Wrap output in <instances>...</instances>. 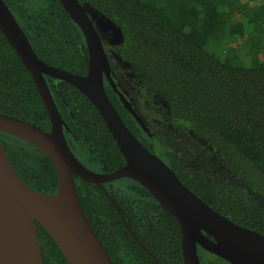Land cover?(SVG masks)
Segmentation results:
<instances>
[{"label":"trees","instance_id":"1","mask_svg":"<svg viewBox=\"0 0 264 264\" xmlns=\"http://www.w3.org/2000/svg\"><path fill=\"white\" fill-rule=\"evenodd\" d=\"M5 1L41 59L75 73H88L85 36L60 0ZM79 1L91 17L89 9L120 30L121 39L114 45L116 57L128 66L136 82L167 103L169 121L209 144L237 180L210 181L203 173H187L177 156L169 153L171 168L181 181L235 223L264 234V0ZM30 3L37 6L32 9ZM46 78L63 116L67 139L68 135L73 138V145L68 142L75 154L82 155L81 142L93 166L104 167L101 171L125 165L124 155L91 99L69 82ZM106 91L138 136L130 110L113 89L106 87ZM0 112L51 129L31 73L1 30ZM0 137L29 186L57 192L55 165L43 151L3 132ZM76 183L85 212L115 264H158L100 186L78 176ZM109 191L160 264H181L182 231L177 219L135 180L127 178L118 190ZM37 227L44 264H70L48 231L39 223ZM199 255L202 264H231L200 246Z\"/></svg>","mask_w":264,"mask_h":264},{"label":"water","instance_id":"2","mask_svg":"<svg viewBox=\"0 0 264 264\" xmlns=\"http://www.w3.org/2000/svg\"><path fill=\"white\" fill-rule=\"evenodd\" d=\"M60 2L85 36L89 51L86 75L41 59L9 5L0 0V30L31 73L51 120L48 131L0 112V132L25 140L43 151L53 161L58 177L56 193L29 186L0 137V264H44L38 223L52 236L70 264H115L85 212L76 176L105 191L121 212L129 231L158 264L156 254L142 243L129 225L107 183L122 178L137 181L177 219L182 231L181 264H202L199 246L231 264H264V234L239 225L212 208L127 126L107 94L105 77L123 104L141 118L112 77L109 56L88 9L79 0ZM47 76L71 83L91 99L124 155L125 165L103 173L79 159L68 142L65 122Z\"/></svg>","mask_w":264,"mask_h":264},{"label":"rangeland","instance_id":"3","mask_svg":"<svg viewBox=\"0 0 264 264\" xmlns=\"http://www.w3.org/2000/svg\"><path fill=\"white\" fill-rule=\"evenodd\" d=\"M32 9L37 6V3L29 5ZM90 13L93 17V19L96 22V28L102 35V39L104 40V43L112 48L121 38V34L119 29L110 21L105 19L99 12L89 9ZM114 53V52H112ZM114 57L115 53L113 54ZM115 80L118 83L119 90L124 93V95L130 100L134 108L137 110V112L146 120L148 121L151 126L157 125V117L159 119H162L161 111L159 110V106H156L155 109H151L149 106H152L151 101L154 100L155 96L152 92H150L147 89H144L143 87H139L142 90H139V88L135 85V83L132 81V88L134 89V93H130L128 86L122 81L120 77H118L115 73ZM161 104L166 105L167 103L163 100L161 101ZM164 102V103H163ZM166 107H164L165 110ZM166 131L172 132L176 134V130L170 128L169 126H166ZM180 132V131H179ZM191 132V131H190ZM184 133V134H181ZM178 133L183 135L182 138H180V141L178 144H174V146H178L180 148H177V150L182 154L183 158L185 159L186 163H188V168L190 169H203L204 172H206L209 177L214 180L216 178H223L227 181H234V177L232 174L225 171L221 165H220V159L219 156L215 151L208 148L209 144H207L205 141L199 138H188L186 135L193 136L194 134H188L187 132H181ZM185 142V143H184ZM187 142V143H186ZM206 143V144H205ZM79 148L83 151L82 155L77 152V155L80 157L82 162L87 164L88 166L92 168H96L98 171L103 170L104 167H98L93 166V164L89 161L90 152L88 148L83 145L81 142L78 143ZM207 146V147H205ZM164 149V148H163ZM193 153V156L190 155V153ZM157 154L166 162H168L167 157L164 156V153L160 150H157ZM198 157H201L202 159L205 157H208L207 161L204 162L202 160H198ZM208 177V178H209ZM127 180V178H122L119 180H116L112 182L113 189L118 190L120 186H122V182ZM210 180V179H209ZM211 180V181H212ZM109 189L112 190L111 185H108Z\"/></svg>","mask_w":264,"mask_h":264},{"label":"flooded vegetation","instance_id":"4","mask_svg":"<svg viewBox=\"0 0 264 264\" xmlns=\"http://www.w3.org/2000/svg\"><path fill=\"white\" fill-rule=\"evenodd\" d=\"M95 25H96V22L95 20L93 19ZM101 34V33H100ZM102 37V35H101ZM103 41V44H104V47H105V50L109 56V59H110V66H111V74H112V77L113 79L115 78V75L114 73L120 77L122 79V81L126 84V86H128L129 88V91L130 93H134V89L132 88V81L135 83V85L139 88V87H142L138 82H136V80L134 79V76L132 74V72L130 71V69L128 68V66L126 64H124L123 62H121L117 57H114L113 54L115 53L114 52V46L112 48H110L109 46H107L105 43H104V40L102 39ZM114 52V53H112ZM116 56V55H115ZM114 81L116 82V80L114 79ZM117 86H118V83L116 82ZM105 85L107 87V89H113L116 93V89L113 87V85L109 82L108 78L105 77ZM119 89V87H118ZM145 89V88H144ZM139 90H142L139 88ZM118 95V93H117ZM155 98L153 101H151L152 103V106H149L151 109H155L156 106H159V110L161 111L160 113L162 114V119H159L157 117L156 121H157V125H152L146 121L136 110V112L139 114L140 118L141 119H138L135 114L131 111V109L126 106L125 104H122L124 106H126L128 108V110H130V112L132 113V115L134 116L135 120H136V123H137V128L139 130V135L137 136L141 141L144 140V142L146 143V145L142 143L149 149H152L151 152L157 154V150H160L164 153V156L167 157V160L168 162H165L171 167L172 166V162H171V159H170V156H169V153H172L174 155L177 156V158L182 162V167L183 169L187 172V173H193V172H200V173H203L207 178L209 177V175L204 172L203 169H190L188 168V163H186L185 159L183 158L182 154L177 150V148H180L178 146H174V144H178L179 141H180V138L181 135L178 134V133H181V132H187L188 134L190 133L191 135L193 134L192 132H190L189 130H185V129H180L178 127H175L170 121L169 119L167 118L166 116V108H168V105H162L160 100L163 101V99L157 97L156 95H154ZM119 97V95H118ZM120 99V98H119ZM129 100V99H128ZM164 103V102H163ZM134 107V106H133ZM164 107L165 110H164ZM166 126H169L170 128L176 130V134L175 133H172V132H168L165 130ZM180 131V132H179ZM135 134V133H134ZM181 134H184V133H181ZM188 138L192 137V138H198L197 136L193 135V136H190V135H186ZM68 140L70 141V143H72V145L74 144L73 143V138L71 135H68ZM200 139V138H199ZM75 140L77 141V139L75 138ZM78 142V141H77ZM185 143V142H184ZM187 143V142H186ZM206 144V143H205ZM207 147V146H205ZM164 148V149H163ZM210 149H212V147L209 145ZM75 150V149H74ZM213 150V149H212ZM77 153V152H76ZM190 155L193 156V153L189 152ZM158 155V154H157ZM218 155V154H217ZM219 156V155H218ZM79 157V156H78ZM80 158V157H79ZM208 159V157H205V158H201V157H198V160H202L204 162H206ZM219 159H220V165L221 167L227 171L228 173L232 174L233 177H234V181H229V182H237V180L235 179V176L232 172H230L227 168H225V166L223 165L222 161H221V158L219 156ZM81 160V159H80ZM82 161V160H81ZM99 172H103V173H109V172H104V171H99ZM210 179V181L212 180L210 177L208 178ZM216 179H222V180H225L223 178H216ZM214 179V180H216ZM212 180V181H214ZM227 181V180H226ZM114 182V181H113ZM111 185V188L113 187L114 184H112V182L110 183H107L106 186L107 188L109 189L108 185ZM113 189V188H112ZM110 190V189H109ZM114 190V189H113Z\"/></svg>","mask_w":264,"mask_h":264}]
</instances>
